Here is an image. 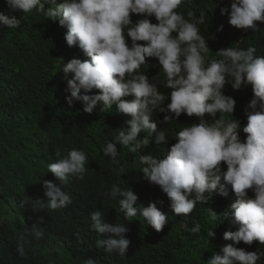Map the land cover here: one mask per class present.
<instances>
[{
	"label": "clouds",
	"instance_id": "9594fccd",
	"mask_svg": "<svg viewBox=\"0 0 264 264\" xmlns=\"http://www.w3.org/2000/svg\"><path fill=\"white\" fill-rule=\"evenodd\" d=\"M52 2L55 6L46 8L42 0H5L13 13L35 10L47 20L58 22L67 29V45L78 46L88 57L63 61L61 72L69 106L82 102L83 112L91 114L98 105L102 113L115 105L118 113L129 117L127 127L119 128L111 140L103 143V155L119 166L117 145L136 152L153 139L156 145L175 139L170 150L140 156L143 178L161 188L175 214L185 216L214 196L227 197L231 186L237 199L221 215L237 230L226 231L223 239L235 245H252L254 241L264 245V55H256L254 46L241 47V41L213 52L207 43L209 37L201 31V26L208 24L207 14L177 11L184 0ZM230 9L221 7V15H227L229 24L237 29L259 31L256 22L264 23V0H232ZM132 14L142 18L133 21ZM0 25L16 29L21 19L0 12ZM217 31H223V25ZM149 58L162 66L151 78L146 74ZM227 85L233 90L249 85L252 88L253 98L245 107L247 123L243 127L233 115L236 100L225 95ZM161 88L170 89V95ZM94 90L95 94H88ZM166 100L170 102L164 106ZM156 113L157 117L164 115L162 121L153 119ZM182 114L195 115L198 120L171 134L166 128H158V123L170 125ZM241 131L246 138L241 139ZM142 132L147 135L140 140ZM87 162L83 150H68L63 158L47 166V173L53 174L59 185L44 181L45 199L22 198L19 206L30 207L33 213L68 207L73 201L65 188L72 178H84ZM104 195L118 201V212L128 222L139 214L158 232L168 223V216L155 202L138 207V195L130 186L113 183L104 189ZM209 217L212 222L221 219L211 209ZM90 220V229L101 237L96 240L98 248L120 256L128 252L130 240L125 236V223L107 222L101 209L92 211ZM44 222L43 216L38 217L16 241L20 257L26 255L31 238L44 237ZM189 231L199 234L201 225L196 223ZM214 235L213 230L207 233L208 237ZM75 236L80 239L79 233ZM234 244L224 246L222 255L214 253L207 264H257L264 255Z\"/></svg>",
	"mask_w": 264,
	"mask_h": 264
},
{
	"label": "trees",
	"instance_id": "16d2710c",
	"mask_svg": "<svg viewBox=\"0 0 264 264\" xmlns=\"http://www.w3.org/2000/svg\"><path fill=\"white\" fill-rule=\"evenodd\" d=\"M42 2L46 8L55 6L52 0ZM55 2L58 4L60 0ZM231 2L184 0L177 11L185 15L188 11H194L197 16L202 11L207 14L208 24L201 26V31L209 37L207 43L213 52L241 41V47L254 46L256 55H264V23L256 22L259 31L251 28L244 31L230 25L228 16L221 15L220 8L226 6L230 11ZM0 12L21 19V25L16 29L0 25V264H89L90 261L92 264H207L214 253L222 255L224 246L234 244L224 240L223 234L237 229L221 215L237 199L231 187L227 197L214 196L207 203L198 204L186 216L175 214L161 188L143 178L139 158L170 150L176 140L156 145L153 139L149 146L136 152L117 145L120 164L112 165L110 158L103 155L102 145L111 140L119 128L127 127L129 117L118 113L115 105L105 113L100 111V105L93 113H85L82 102L76 101L69 106L65 99L63 61L88 57L78 46L67 45L65 27L47 20L35 10L27 14L13 13L5 0H0ZM140 18L132 14L133 21ZM151 20L157 23L155 17ZM221 25L223 31H217ZM127 39L130 45L131 38ZM148 65L146 74L149 78L162 67L154 58H149ZM71 76L69 74V78ZM160 90L170 95V89ZM225 95L236 100L233 115L243 127L247 119L245 107L253 98L251 86L233 90L227 85ZM169 102L166 100L164 106ZM153 119L162 121L163 116L157 117L156 113ZM197 120L195 115L182 114L170 125L158 123V128H166L171 134ZM146 135L142 132L138 139L142 140ZM246 135L240 132L241 139ZM72 148L83 150L88 157L84 178H72L65 188L72 197V204L38 213H33L30 207L21 208L19 202L22 198L45 199L44 181L59 185L54 175L47 173V166L63 158ZM116 182L121 187L133 188L138 195V207L155 202L168 216L165 227L158 232L139 214L132 222L125 220L118 212V201L104 195V189ZM249 194L252 195L251 190ZM97 209L103 210L107 222L126 224L128 232L125 236L130 240V246L124 256L107 253L96 246V240L101 237L90 229V213ZM209 209L221 219L212 222ZM40 216L45 220L42 225L44 237L40 240L31 238L26 255L20 257L16 252V241ZM196 223L201 225V232L194 235L189 230ZM212 230L215 235L208 237L207 233ZM75 233L80 234V239ZM234 246L264 253V245L259 241ZM257 264H264V255Z\"/></svg>",
	"mask_w": 264,
	"mask_h": 264
},
{
	"label": "bare ground",
	"instance_id": "6f19581e",
	"mask_svg": "<svg viewBox=\"0 0 264 264\" xmlns=\"http://www.w3.org/2000/svg\"><path fill=\"white\" fill-rule=\"evenodd\" d=\"M162 116H164V115H162ZM246 123H247V119L245 120L243 126H244ZM222 180H223V178H222ZM229 187H231V186H229ZM230 192H231V191H229V193H230ZM229 193H228V195H229ZM219 198H220V196H219ZM220 204H221V202H220Z\"/></svg>",
	"mask_w": 264,
	"mask_h": 264
}]
</instances>
